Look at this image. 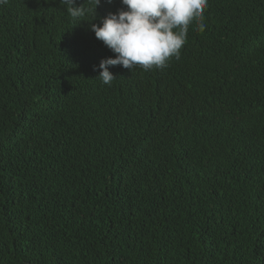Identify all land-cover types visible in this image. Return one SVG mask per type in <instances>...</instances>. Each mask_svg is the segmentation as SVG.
I'll use <instances>...</instances> for the list:
<instances>
[{
  "label": "trees",
  "instance_id": "obj_1",
  "mask_svg": "<svg viewBox=\"0 0 264 264\" xmlns=\"http://www.w3.org/2000/svg\"><path fill=\"white\" fill-rule=\"evenodd\" d=\"M124 7L0 6V264H264V0L107 85L91 24Z\"/></svg>",
  "mask_w": 264,
  "mask_h": 264
},
{
  "label": "clouds",
  "instance_id": "obj_2",
  "mask_svg": "<svg viewBox=\"0 0 264 264\" xmlns=\"http://www.w3.org/2000/svg\"><path fill=\"white\" fill-rule=\"evenodd\" d=\"M100 2L87 0L86 7L85 0L81 6H75V0H60L72 20L79 22L88 14L94 19ZM7 3L0 0V6ZM121 4L126 7L91 24L95 37L115 54L101 59L98 65V78L107 85L116 78L109 66L120 65L131 71L136 67L144 71L165 69L171 59H180L189 26L195 23L199 31L206 27L208 0H121Z\"/></svg>",
  "mask_w": 264,
  "mask_h": 264
}]
</instances>
